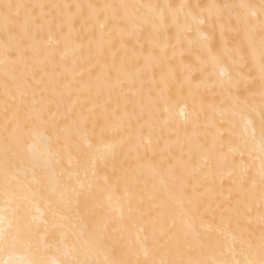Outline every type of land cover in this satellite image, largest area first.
<instances>
[{"label":"snow or ice","instance_id":"snow-or-ice-1","mask_svg":"<svg viewBox=\"0 0 264 264\" xmlns=\"http://www.w3.org/2000/svg\"><path fill=\"white\" fill-rule=\"evenodd\" d=\"M0 252L264 264V0H0Z\"/></svg>","mask_w":264,"mask_h":264},{"label":"bare ground","instance_id":"bare-ground-1","mask_svg":"<svg viewBox=\"0 0 264 264\" xmlns=\"http://www.w3.org/2000/svg\"><path fill=\"white\" fill-rule=\"evenodd\" d=\"M192 2H207V0H192ZM182 108H183V105H177L175 111H174V118L177 120V121H180L181 119H183V115H182ZM10 257L5 255L4 253L0 252V260H7L9 259Z\"/></svg>","mask_w":264,"mask_h":264}]
</instances>
